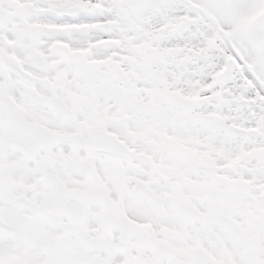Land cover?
Listing matches in <instances>:
<instances>
[{"label": "snow or ice", "instance_id": "obj_1", "mask_svg": "<svg viewBox=\"0 0 264 264\" xmlns=\"http://www.w3.org/2000/svg\"><path fill=\"white\" fill-rule=\"evenodd\" d=\"M0 264H264V0H0Z\"/></svg>", "mask_w": 264, "mask_h": 264}]
</instances>
